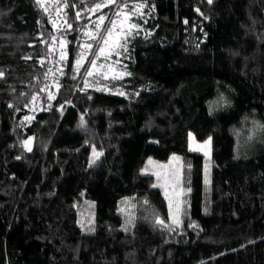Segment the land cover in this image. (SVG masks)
<instances>
[{
  "label": "trees",
  "instance_id": "16d2710c",
  "mask_svg": "<svg viewBox=\"0 0 264 264\" xmlns=\"http://www.w3.org/2000/svg\"><path fill=\"white\" fill-rule=\"evenodd\" d=\"M128 2L121 77L87 81L90 31ZM102 3L0 0V264H264V0ZM174 154L181 225L142 173Z\"/></svg>",
  "mask_w": 264,
  "mask_h": 264
},
{
  "label": "rangeland",
  "instance_id": "374dc122",
  "mask_svg": "<svg viewBox=\"0 0 264 264\" xmlns=\"http://www.w3.org/2000/svg\"><path fill=\"white\" fill-rule=\"evenodd\" d=\"M114 4H118V0H116V3ZM125 4H127V7H124ZM125 4H123L119 9V11L116 13L117 14L116 18L114 17V19L107 20V18L105 17L103 23H101L100 19L98 18L97 26L99 25V28H97V31L102 32L100 38L98 39V42L96 43L95 40L91 39L89 35L88 41L83 46L84 49L80 55V57L83 56V60L81 64L84 65L89 60L88 59L89 57H90V61L95 60L96 62L95 69L92 68L91 64L89 65V70L93 72V75L88 76L87 81H89L88 79L91 77H101L102 79L105 80L113 77H117V78L121 77V72L117 69V67L113 66L111 63L112 61H114L113 57L118 56L120 49L124 47L123 45L124 40L131 30V24H130L131 15L127 12V10L129 9L128 6L131 3L128 2ZM112 5L113 4H109L106 7L102 6L99 10H96L94 7L92 9V12L95 14L96 12L103 11ZM112 21L116 22V27L112 29L113 36L109 40V44L105 46V52L101 54L99 52V48L102 46V38L104 35H106V29L111 27ZM95 32L96 31L94 32L90 31L89 34ZM95 43L98 52L94 53V55L92 54L91 57L90 54L92 52L93 45ZM88 44L92 45L91 49L85 47ZM62 54L64 55V53ZM97 56H99L98 59ZM98 89L99 91L101 90L102 92L103 91L107 92L105 88L97 87V90ZM189 150L191 152L201 154L204 157H206L208 160H210L212 155V141L211 139H208L207 141L201 143L196 140L193 134H190ZM99 157L100 154L94 152L91 159V164L96 162V160ZM173 157H179V159H173ZM142 173L144 175H149L154 177L155 179L154 188L162 192L167 202L170 222L175 225H181L183 221L182 216L189 208L190 192H191L188 191V189H190V181L184 175V168L181 157L179 155L174 154L170 157V159L167 162H160L154 159H149L145 167L142 169ZM203 181H204V188L208 189L211 184V165L209 161H207V163L205 164ZM177 208H179V211H177ZM121 213L126 218H128L129 221L134 217L135 214L134 198L130 197L125 201V203L121 208ZM87 216L88 214L85 216L82 214L80 216V223L82 227L85 228L91 225L90 221L87 219ZM177 220H179V223H176Z\"/></svg>",
  "mask_w": 264,
  "mask_h": 264
},
{
  "label": "snow or ice",
  "instance_id": "6c2138e0",
  "mask_svg": "<svg viewBox=\"0 0 264 264\" xmlns=\"http://www.w3.org/2000/svg\"><path fill=\"white\" fill-rule=\"evenodd\" d=\"M36 2H37V4H40L42 2V0H36ZM114 3H116V0H103V4H97V5H95V9L96 10H99L102 6L106 7L109 4H114ZM208 3H212V0H208ZM124 7H127V4H125ZM136 7H137V9H139V8H142L143 5H137ZM45 11H47V9H45ZM77 16H79V13H77ZM99 19H100L101 23H103L105 17L102 15V16H100ZM69 27H71V25H69ZM115 27H116V22L115 21H112L111 27H109V28L106 29V35H104L103 38H102V46L99 48V52L101 54H103L105 52V46H107L109 44V40L113 36L112 29L115 28ZM136 27H138V26L135 25V24H132L131 25V28H136ZM97 28H99V25L97 26ZM89 35H90V38L91 39L96 40L97 38H99V35L100 34H99V31H97V32L91 33ZM114 46H115V43H114ZM85 47L88 48V49H91L92 48V45L91 44H88ZM63 58H64V55L61 54V59H63ZM98 58H99V56H97V59ZM82 60H83V56H81L80 59H77L76 60V67H77V69H79V67L82 66V64H81ZM90 64H91V66H92L93 69L96 68V62H95V60L90 61ZM86 75L87 76H92L93 75V72L91 70H86ZM105 78H107V77H105ZM113 78H117V77H113ZM25 143L27 144L28 142L25 141ZM206 143H208V142H206ZM29 150H31V149H29ZM173 159H179V157H173ZM188 191H191V189H188ZM177 211H179V208H177ZM157 223L163 225L164 224V221L163 220H157ZM176 223H179V220H177Z\"/></svg>",
  "mask_w": 264,
  "mask_h": 264
}]
</instances>
